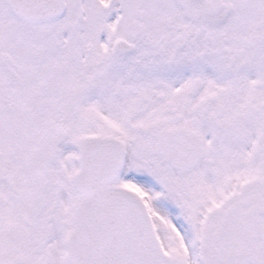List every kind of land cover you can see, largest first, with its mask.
I'll list each match as a JSON object with an SVG mask.
<instances>
[{
	"label": "snow or ice",
	"instance_id": "snow-or-ice-1",
	"mask_svg": "<svg viewBox=\"0 0 264 264\" xmlns=\"http://www.w3.org/2000/svg\"><path fill=\"white\" fill-rule=\"evenodd\" d=\"M0 264H264V0H0Z\"/></svg>",
	"mask_w": 264,
	"mask_h": 264
}]
</instances>
